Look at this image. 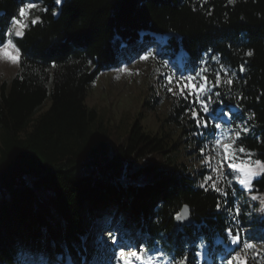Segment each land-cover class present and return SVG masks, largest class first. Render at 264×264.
Masks as SVG:
<instances>
[{"label": "trees", "instance_id": "obj_1", "mask_svg": "<svg viewBox=\"0 0 264 264\" xmlns=\"http://www.w3.org/2000/svg\"><path fill=\"white\" fill-rule=\"evenodd\" d=\"M31 1L39 0H0V39L18 8ZM41 2L31 15L40 22L32 25L30 18L24 36L13 37L22 53L15 75L0 81V264H26L25 251L42 247L54 260L65 259L66 252L75 264L106 260L100 247L81 246L92 222L122 243L142 238L147 255L171 264L182 256L189 264L229 258L226 250L238 246L226 227L240 229L242 240L264 243V235L242 233L243 227H264V218L249 221L254 205L238 183L221 180L218 186L228 192L222 196L212 181L204 184L207 165L193 175L178 161L175 145L144 132L138 117L116 143L115 134L102 129L98 111L85 104L88 86L102 71L129 62L160 38L164 53L158 57L175 62L184 53L180 66L188 75L206 61L214 78L223 65L222 80L233 83L212 89L211 115L233 133L247 129L237 145L264 161V0ZM174 98L167 120L190 134L188 142L201 157L200 149L216 134L214 120L197 128L187 111L193 105ZM252 186L263 191L264 175ZM184 205L192 222L178 227L175 215ZM259 254L255 260L248 252V264H264V250Z\"/></svg>", "mask_w": 264, "mask_h": 264}, {"label": "rangeland", "instance_id": "obj_2", "mask_svg": "<svg viewBox=\"0 0 264 264\" xmlns=\"http://www.w3.org/2000/svg\"><path fill=\"white\" fill-rule=\"evenodd\" d=\"M31 3H35L38 6L42 5L41 0L37 2L31 1ZM55 4L57 6L59 5L56 2ZM30 18L31 16L27 18L26 22ZM32 19H34V17H32ZM162 41L164 40L158 39L157 44H153L150 46V49L145 51L154 53V59H149L148 61L141 60L140 57L145 54V52H143L140 55L133 57L128 63H123L117 67L102 71L96 80L88 86L85 104L98 111L102 121V129L104 131L108 130L113 132V134H115L114 141L116 143H119L122 140L130 123L138 117L143 131L150 135L161 136L167 144L175 145L176 152L178 153V161L187 166L193 175H196L197 171L200 169V164L202 163L198 148H196L194 144L188 142L190 138L189 133H183L177 125L167 120L171 103L175 99V96L167 91L165 87V76L175 75L179 77L181 75H188L185 72V69L180 66V59L185 56V54L179 53L175 62H171L166 58H159L158 56L164 53ZM158 62H161L162 64H159ZM125 67L129 69V72L120 71V69ZM17 69L18 65L0 59V81H10L15 75ZM164 70H168L169 74H164V76H162ZM144 101H147V104H144ZM48 106L49 103H47L40 112L45 111ZM222 120H225L224 116L221 117V121ZM214 123L220 124L221 127L217 129L215 136L209 142L210 144L208 145L207 155L211 156H215V153L211 151L215 139L220 138L223 133H227L229 136L234 135L227 126H224L222 122L220 123L219 118L215 119ZM218 159L219 158L214 159L212 161V166L209 167V176H212L214 179L218 177V172H213L212 168L217 167ZM252 160L255 161L256 159L252 158ZM224 171L226 173L225 177L227 176L226 179L230 177L229 183H232V181L238 183V173L231 171L227 167H225ZM217 183L218 185L222 184L221 180H217ZM238 185L245 191V201H248L250 205H254V207H251V209L247 211L249 221L252 219L251 217H256L258 220L264 218V190L253 191L252 186V190L248 191L239 183ZM253 197L256 198L253 199ZM113 214L112 211L110 216ZM234 215H238L236 210ZM109 217L107 216L106 219L108 220ZM121 217L126 216L121 214ZM87 232L90 238L88 245L100 247L105 250L109 256H107L108 259L102 261L93 258L86 261L85 264H120V262L115 259V253L119 250L122 244L127 247H136L138 250H144L142 238L137 239L136 244H128L125 241L119 243L118 236L115 232H111L117 240V243L113 244L112 239L109 236L110 232L106 231L100 222L90 223ZM242 233L253 237L262 236L264 235V228L262 226H247L242 228ZM252 243H254L256 247L249 252L255 260H258L260 257L259 252H263L264 250V243L261 240L252 241ZM48 254V250L45 247H42L38 252L27 250L23 256L27 259L26 264H72L69 260L64 261L60 259V257L53 260ZM231 254L232 253L229 252V256ZM48 256L50 260L48 259ZM148 256L152 257L153 264H171L169 259L160 256L159 254ZM201 256L204 258V254H201ZM216 259L219 261V264H226L228 258L224 260L218 255L216 256ZM209 261L210 260L206 262Z\"/></svg>", "mask_w": 264, "mask_h": 264}, {"label": "snow or ice", "instance_id": "obj_3", "mask_svg": "<svg viewBox=\"0 0 264 264\" xmlns=\"http://www.w3.org/2000/svg\"><path fill=\"white\" fill-rule=\"evenodd\" d=\"M61 2L62 0H56L57 4ZM230 2H234V0H230ZM38 8L39 6L37 4L31 2L24 3L18 8L17 15L12 18L3 34L4 38L0 39V59L11 62L12 64H20L22 58L21 49L17 46L13 37L22 38L24 36L26 29L29 27V23L26 22V20ZM38 22H40L39 16L30 20V24L32 25ZM252 54L251 51L246 53L248 56ZM154 58L155 54L150 51L145 52V54L140 57L143 61ZM213 59H215V57H213ZM206 64V61H202L199 70L194 74H189L187 76L181 75L179 77L175 75L165 76V87L167 91L174 96H180L193 105V107L187 109V111L196 122L197 128H207L210 119H217V116L211 115L213 110L209 107V105L213 103L212 95H210L212 89L219 88L222 84L232 85L233 83L230 77L222 80L221 73L227 76V72L223 68V65H221V72H215L214 78H210L207 73L212 70L209 69ZM240 70H244L243 65H241ZM120 71L129 72V69L125 67L120 69ZM214 95L219 96V93H214ZM201 113L203 115H201ZM220 127V124H215V128L219 129ZM246 131L247 129L240 127L239 130L235 131L233 136L223 133L220 138L215 139L211 147V151L215 153V156L205 155V149L208 147L207 145L200 149L202 157L201 162L208 167L212 166V161L214 159L219 158L217 160V167L212 168L213 172H218V177L214 179L212 176H207L205 177L204 184L213 181V190L220 193L222 196H227L228 192L218 186L217 180L224 179L226 175L224 171L225 167L239 174L238 183L248 191L252 190L253 180L258 176L264 175V161H253L251 153L243 146L237 145L241 133ZM204 184H201V187H204ZM255 198L256 197H253V199ZM220 208L221 205L217 203V210L219 211ZM188 211V207L185 205L180 212L176 213L175 219H185ZM236 213L239 214V209H236ZM224 231H226L231 238V243L238 246V250L232 252L226 264H248V252L255 249V244L248 240H242L241 230L238 228L234 230L231 227H226ZM234 231L235 235H233ZM109 236L112 239V243L116 244V237L111 232ZM115 259H117L120 264H153L152 257L147 255V250H138L136 247H127L124 244H122L115 253ZM172 264H189V262L186 256H182L180 259L173 258Z\"/></svg>", "mask_w": 264, "mask_h": 264}, {"label": "water", "instance_id": "obj_4", "mask_svg": "<svg viewBox=\"0 0 264 264\" xmlns=\"http://www.w3.org/2000/svg\"><path fill=\"white\" fill-rule=\"evenodd\" d=\"M185 206V205H184ZM183 206V207H184ZM182 207V208H183ZM182 208H181V210H182ZM191 218H190V213H189V211H188V214H187V217L185 218V219H183V220H177V219H175V225L176 226H178V227H185V226H188V225H190L191 224Z\"/></svg>", "mask_w": 264, "mask_h": 264}]
</instances>
